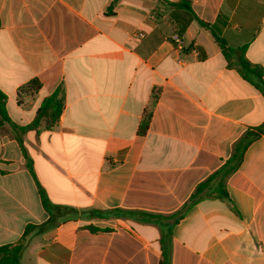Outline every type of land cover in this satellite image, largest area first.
<instances>
[{
    "label": "crops",
    "instance_id": "obj_1",
    "mask_svg": "<svg viewBox=\"0 0 264 264\" xmlns=\"http://www.w3.org/2000/svg\"><path fill=\"white\" fill-rule=\"evenodd\" d=\"M189 1L0 0L11 120L0 128V246L54 222L30 235L23 264H161L163 252L169 264H264V135L227 179V198L190 203L264 124V92L212 34L264 70V0ZM57 92V124L21 133Z\"/></svg>",
    "mask_w": 264,
    "mask_h": 264
},
{
    "label": "trees",
    "instance_id": "obj_2",
    "mask_svg": "<svg viewBox=\"0 0 264 264\" xmlns=\"http://www.w3.org/2000/svg\"><path fill=\"white\" fill-rule=\"evenodd\" d=\"M163 4H168L175 8L180 9H191V4L189 0H181L180 3H169L165 0H159ZM205 27H209L207 24H203ZM0 28H1V19H0ZM213 37L216 43L220 46L223 54H227L228 52H235L239 56V64L241 73L248 74L254 77L257 80L256 86L264 92V70L262 67L252 64L246 57V47L233 49L229 47L227 42L215 31L212 30ZM41 88V83L38 80L32 81L29 85L25 87L27 92L35 93ZM158 100V93H154L152 97V101L150 106L145 110L144 118L140 124L139 134L146 135L150 122L153 116V109ZM63 97L61 92H57L52 96L46 98L39 110L37 111L36 117L33 122L24 128H17L21 133H25L29 130H37L41 127H45L46 129H52L57 122L59 121L61 114L63 112ZM11 123L7 112V96L0 90V128H2L5 124ZM262 135H264V124L258 127L256 130H249L245 133V135L239 140V142L235 145L234 153L231 158L213 175H211L205 182L201 183L195 193L191 198V205L197 203L198 201L204 198H212V197H226V182L227 179L237 172L245 158V154L248 148L257 141ZM23 152L27 158V167L32 173L33 176L34 170L32 161L29 159L26 151L23 147L22 138H17ZM39 193L41 196V201L43 207L48 210L50 206L49 198L44 191V189L39 185ZM130 215H136L140 221L151 223V219L149 215L142 212H133ZM161 216H159L160 218ZM54 222L49 220L47 223L42 226L28 225L25 229L24 235L21 241L14 244H7L0 246V264H23L22 257L24 254V250L28 241V238L33 233V231L38 230L40 232H44L47 228L52 227ZM92 232H97L99 229L95 227H88ZM163 261L161 264H169L167 254L163 252Z\"/></svg>",
    "mask_w": 264,
    "mask_h": 264
},
{
    "label": "built area",
    "instance_id": "obj_3",
    "mask_svg": "<svg viewBox=\"0 0 264 264\" xmlns=\"http://www.w3.org/2000/svg\"><path fill=\"white\" fill-rule=\"evenodd\" d=\"M172 39L176 45V49L178 51H180L181 53L184 52L186 47H185V42H184L183 38L180 35L176 34L173 36ZM195 52H196V50H195Z\"/></svg>",
    "mask_w": 264,
    "mask_h": 264
}]
</instances>
